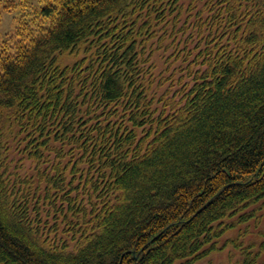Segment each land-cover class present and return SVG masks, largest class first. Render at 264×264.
Here are the masks:
<instances>
[{"label": "trees", "instance_id": "trees-1", "mask_svg": "<svg viewBox=\"0 0 264 264\" xmlns=\"http://www.w3.org/2000/svg\"><path fill=\"white\" fill-rule=\"evenodd\" d=\"M13 10L0 264H212L227 246L264 264V0Z\"/></svg>", "mask_w": 264, "mask_h": 264}, {"label": "rangeland", "instance_id": "rangeland-1", "mask_svg": "<svg viewBox=\"0 0 264 264\" xmlns=\"http://www.w3.org/2000/svg\"><path fill=\"white\" fill-rule=\"evenodd\" d=\"M22 13L20 11H10V12H3L2 18L0 20V43L5 41L6 39H11L15 35V28L18 26V19L21 17ZM161 52H159L158 56L160 55ZM163 56V55H162ZM169 54H166L165 57H168ZM158 62V72H156V75L162 73L163 71H166L169 66H164L162 63ZM174 71V66L172 65L171 68L168 69L167 72L164 73L163 79L166 80L168 79L171 75L172 72ZM166 86L170 85L172 82V79L167 80ZM236 236V231H231L229 232L226 237L223 238L221 242L220 248L224 247L223 244L226 241L227 238L229 237H234ZM239 255L238 252H236L232 246H227L224 250H220L214 254H212V257L210 258V262L212 264H232L235 262L237 256Z\"/></svg>", "mask_w": 264, "mask_h": 264}]
</instances>
